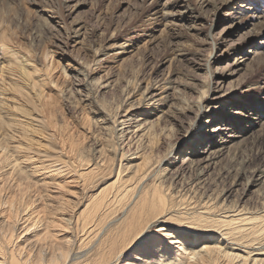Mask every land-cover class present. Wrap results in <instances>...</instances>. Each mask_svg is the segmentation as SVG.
<instances>
[{
  "label": "rangeland",
  "instance_id": "1",
  "mask_svg": "<svg viewBox=\"0 0 264 264\" xmlns=\"http://www.w3.org/2000/svg\"><path fill=\"white\" fill-rule=\"evenodd\" d=\"M171 1L0 0V44L8 46L5 56L0 48V69L6 71L0 80L3 114L25 128L19 143L27 144L36 160L31 163L40 176L33 180L42 181L55 161H70L72 142L89 148L90 164L95 161L109 124L90 102L109 107L121 100L124 88L126 109H136L132 121L153 125L159 146L153 161L165 171L172 191L184 188L210 195L214 204L259 210L264 206V0H183L174 9ZM165 6L173 14L162 19L158 14ZM94 48L109 53L95 58ZM9 52L37 68L42 79L37 81L49 98L36 103L39 109L27 106L34 101L32 93L7 73ZM85 64L95 70L88 80L94 87L78 76ZM201 92L207 96L203 102ZM199 105L206 114L198 112ZM25 108L29 117L20 112ZM94 133L101 139L91 138ZM124 137L120 149L130 159L122 164L135 165L143 142L132 134ZM218 141L232 142L220 147L214 164L192 177L183 163L189 152L194 164L202 163L206 154L201 153ZM68 186L67 193L80 195L74 184Z\"/></svg>",
  "mask_w": 264,
  "mask_h": 264
},
{
  "label": "bare ground",
  "instance_id": "2",
  "mask_svg": "<svg viewBox=\"0 0 264 264\" xmlns=\"http://www.w3.org/2000/svg\"><path fill=\"white\" fill-rule=\"evenodd\" d=\"M182 1H171L170 8L180 7ZM162 10L158 14L162 19L173 14L169 11V6ZM0 48L5 56L8 50L5 41L1 42ZM13 53H8L7 73L16 75L24 83L22 85H25L27 92L32 93L31 98L34 99L26 104H33L37 109L36 103L45 98L43 84L37 81H42L41 76L37 74V68L31 66L33 63L28 58ZM92 53L98 58L109 52L100 53L99 48H94ZM90 65L85 64L78 71V76L82 78L80 80H87L84 82L87 87L95 85L88 82L94 70ZM2 68L4 70V66ZM4 71L0 74L1 82L4 80ZM97 80L99 82L98 78ZM14 88L19 87L14 85ZM2 89L0 88V264H119L129 246L143 233L153 230L159 237L155 241L153 252L140 255L141 250L137 249L130 253L132 259H125L124 264H134L135 260H140L142 264H264V206L251 211L235 205H224V202L214 204L215 200L210 195H199L195 191L188 192V189L172 191L171 183L164 182L168 180L164 175L165 171L153 161L154 153L159 148L153 125L143 127L138 120L132 121L135 113L131 112L136 109H126L125 99L129 97V92L124 88L120 91L123 93L121 100L109 104L110 109L107 105L98 104L96 99L90 102L97 104V114L102 115L103 120L109 124L105 130L107 138L102 137V145L93 154L95 161L90 164L89 148L72 142L68 146L70 161L54 160V165H49V169H54L45 170L50 172L44 175L47 179L40 181V178L36 182L33 178L40 175L36 174L39 172L37 164L35 166L31 163L34 159L32 151L27 144H20L18 139L26 137L25 128L19 126V122L16 124L10 114H3L6 103L1 98ZM86 89L88 93L93 92L91 88ZM204 97L205 93L201 92V102ZM233 97L234 95L228 99ZM206 99L207 96L204 100ZM143 101H147L145 97ZM197 110L200 114H206L201 105ZM20 112L27 116L29 114L27 109ZM98 122L93 121L91 126H96ZM221 131L222 129L215 133ZM95 134L91 138L100 140L101 136ZM128 134L135 135L138 142H143L135 154V159L139 162L135 165L128 163L130 166L122 164L129 157L120 149V145L124 143V135ZM231 142L218 141L217 145L216 142L213 143L211 151L206 149L201 153L206 154L201 159L202 163L194 164L193 154L190 155L189 152L183 163L192 177H199L201 170L214 164L213 161L221 152L220 147ZM96 155L100 158H96ZM261 183L264 184V180ZM68 184H74L81 196L95 189L85 197L79 195L80 202L77 198L79 196L67 193L70 191L67 189ZM38 195H41L40 198H36ZM169 254L171 259H166Z\"/></svg>",
  "mask_w": 264,
  "mask_h": 264
},
{
  "label": "snow or ice",
  "instance_id": "3",
  "mask_svg": "<svg viewBox=\"0 0 264 264\" xmlns=\"http://www.w3.org/2000/svg\"><path fill=\"white\" fill-rule=\"evenodd\" d=\"M157 240H159V237L154 234V230L143 233L125 251L123 257L119 261V264H124L125 259H132L130 253L136 251L137 249L141 250L139 253L140 255H143L145 252H153V249L155 247V241ZM166 259H171V254H169ZM134 264H142V262L140 260H135Z\"/></svg>",
  "mask_w": 264,
  "mask_h": 264
}]
</instances>
